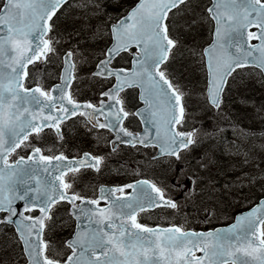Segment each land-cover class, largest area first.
Instances as JSON below:
<instances>
[{
  "label": "snow or ice",
  "instance_id": "obj_1",
  "mask_svg": "<svg viewBox=\"0 0 264 264\" xmlns=\"http://www.w3.org/2000/svg\"><path fill=\"white\" fill-rule=\"evenodd\" d=\"M67 3L0 0V213H7L0 216V225L16 224L17 242L23 245L27 264H264V201L237 217L230 228L205 233L179 225L153 228L139 223L140 212L178 207L163 188L147 179L111 188L101 186L95 197L74 188L82 170L99 173L106 157L92 152L66 155L62 150L66 119L86 116L89 131L108 129L116 133L115 139L108 142L111 152L120 144H155L160 155L174 157L177 162L183 160L181 152L197 143L199 129L178 130L186 119L185 94L162 68L178 43L171 34L169 13L181 5L186 8L189 0H139L126 14L107 24L110 14L101 0H78L81 27L74 34L80 35L86 25L90 29L88 39L102 41L105 31L110 39L92 75L113 77L116 84L101 93L107 101L101 99L99 105L78 102L69 91L76 64L73 58L80 48L77 45L61 55L57 45L63 36L55 33L54 22L49 23ZM211 3L206 11L215 25L214 41L203 55L208 70L207 102L218 110L232 72L249 63L264 70V0ZM93 12L97 13L96 25L90 23ZM194 23L195 17L188 21L189 27ZM133 48L131 68L110 67L119 53ZM217 53L222 62H214ZM53 57L62 60L68 73L67 79L62 77V85L51 89L40 84L25 87L24 81L31 79L28 66L50 63ZM127 88L140 89V98L147 106L134 114L141 115L146 125L156 126L159 120L163 135L159 127L155 137L150 136L147 127L143 134L122 127L129 112L123 107L120 93ZM49 135L55 138L51 146L29 142L27 156L9 161V156L30 137L39 142ZM205 135L215 139L216 133L206 131ZM178 186L182 187L177 180L173 187ZM17 201L25 202L24 212L38 210L40 215L25 216L21 212L22 219L17 222L13 219L18 215L14 207ZM62 202L70 206L68 215L76 222L72 238L62 242L63 248L70 250L65 256H60L59 250L53 251L54 239L45 238L46 231L51 233L55 227L52 209ZM0 264H4L2 258Z\"/></svg>",
  "mask_w": 264,
  "mask_h": 264
},
{
  "label": "rangeland",
  "instance_id": "obj_2",
  "mask_svg": "<svg viewBox=\"0 0 264 264\" xmlns=\"http://www.w3.org/2000/svg\"><path fill=\"white\" fill-rule=\"evenodd\" d=\"M135 2L136 0H101V3L106 5L110 17L114 12L125 11ZM77 5L78 0H75L55 23V33L63 35L57 48L62 55L66 49H76L79 45L80 51L74 56L77 64L90 62L89 64L93 65L92 62L99 58L101 46L108 41L109 36L105 31L102 41L96 42L95 37L90 38L91 41L83 40V35L90 34L86 25L80 35H75L79 29L78 25H81L80 9ZM207 5L206 1L202 4L198 0H191L186 8L183 5L173 14L171 32L180 44L174 50L170 61V64H173L169 68L167 66L166 70L186 96L188 109L184 128L199 129L196 133L197 143L183 155V194L192 195L193 190L197 189L196 184L203 182L204 187L202 186L200 193L207 195L204 202L211 203L209 209L213 214V217L208 216L209 219L229 220L236 212L251 206L253 199L257 200L264 194V79L258 72L239 70L235 77L231 78L230 89L223 97L221 109L215 111L208 105L202 51L212 38L213 23L208 19ZM90 15L94 17L90 23L96 25L97 13ZM193 17L195 23L189 27L188 21ZM65 19L69 20L66 29ZM111 21L114 22L110 18L105 23ZM73 26H77L75 31ZM50 65L51 70H55V66L52 63ZM221 129L223 131H220ZM206 131L216 133L215 139L207 137ZM132 154V151L121 152L122 156L131 155L130 162H140V158ZM20 155L21 149L14 157ZM221 161L223 169L217 172L216 165L222 164ZM193 164L199 166L198 169ZM173 192L177 195L176 190ZM187 201L190 202L189 199ZM186 207L187 204H183V211ZM200 208L198 213L205 215L202 207ZM58 210L56 208L54 211V218L59 214ZM197 217L183 213L184 219ZM54 223L55 227L51 233H47V238L54 239L57 245L59 241L64 240L70 225L58 219L54 220ZM0 258L4 264H21L20 246L14 229L10 226L0 230Z\"/></svg>",
  "mask_w": 264,
  "mask_h": 264
},
{
  "label": "flooded vegetation",
  "instance_id": "obj_3",
  "mask_svg": "<svg viewBox=\"0 0 264 264\" xmlns=\"http://www.w3.org/2000/svg\"><path fill=\"white\" fill-rule=\"evenodd\" d=\"M114 66L124 67L127 65L126 62H115ZM29 73L31 79H29L30 83L27 80L28 87L35 84L31 83V81L40 71L33 69ZM105 80L107 79L96 78L95 80L84 82L75 78L70 90L73 98L77 101L91 102L96 105H99L101 99L107 101V97L101 96V93L107 88ZM50 86L46 87V89H49ZM120 97L123 100L124 109L129 112V116L123 121L124 128L132 133L140 132L142 130V123L134 114L137 108L142 105L139 101L137 90L127 89L120 94ZM86 119V116L78 115L62 125L66 141L62 150L69 156H76L83 152H92L104 155L106 159L99 173L82 170V174L78 175L77 181L74 184V188L78 192L89 197H95L98 195L99 188L102 185L117 186L130 183L139 178H147L152 180L158 187L163 188L165 195L175 200L178 207L176 209L157 207L143 211L139 213L137 218V221L142 225L153 228H166L172 225H179L185 230L208 231L218 227H228L234 223V220L183 219V175L177 171H169L168 165H165V163H169L170 159L174 160L175 158L169 156L156 158V151L154 149V152L151 154L154 163L144 162L143 165L146 171L139 172L132 164L121 159V152H127L132 149H146L120 144L115 152H111L108 142L113 139V133L108 129L89 131L90 125L88 127L85 126ZM100 119L103 122V118L101 117ZM179 130H183V127L182 129L179 127ZM29 142L47 144L46 139L37 142L30 137L25 146ZM54 143L55 138L50 135L49 145ZM177 180L182 187H173V184ZM174 190L177 191V195L173 192ZM102 205L103 203H101ZM64 207L68 211L70 206L64 205ZM69 220L75 225V221L73 222L70 218ZM66 254H70V250L60 251V256H65ZM197 255H201V253L198 252Z\"/></svg>",
  "mask_w": 264,
  "mask_h": 264
},
{
  "label": "water",
  "instance_id": "obj_4",
  "mask_svg": "<svg viewBox=\"0 0 264 264\" xmlns=\"http://www.w3.org/2000/svg\"><path fill=\"white\" fill-rule=\"evenodd\" d=\"M68 1H69V0H68ZM211 6H212V5H211ZM211 6H210V7H211ZM49 23H50V22H49ZM254 32H255V31H254ZM213 41H214V37H213ZM213 41H212L211 44L208 45L206 48H209V47L212 45ZM250 43H251V41H250ZM206 48H205V49H206ZM229 51H233V50L230 49ZM214 62H222V57H221V55H220L219 53H217L216 60H215ZM249 65H250V66H251V65H252V66H256V65L253 64V63H249V64H247L246 66H249ZM256 67H257V66H256ZM262 73H263V75H264V70H262ZM62 77H63V79H67V78H68V73L64 70V68H63V72H62V76H61V84H59V85H62ZM228 78H229V77H228ZM227 81H228V80H227ZM225 86H226V85H225ZM224 88H225V87H224ZM54 94H55V93H54ZM140 96H141V90H140ZM33 107H35V106H33ZM146 107H147V106L145 105L140 111L146 109ZM140 111H139V112H140ZM139 116H140V118H141V120H142V116H141V115H139ZM143 124H144V123H143ZM146 127L149 129V133H150V136H151V137H155L156 132H157V128H158V127L160 128L161 135H163V127H162L161 123L159 122V120H158L156 126H153V125H151V124H148V125L145 124V128H146ZM143 132H144V131H143ZM143 132H142L141 134H143ZM120 135H123V133H120ZM124 139H128V137H124ZM158 147H159V146H158ZM159 152H160V149H159ZM261 201H264V198L261 199V200L259 201V203H258L257 205H255L253 208H251L250 210L238 214V215L236 216V218L239 217V216H241V215H245V214H247L248 212L252 211L253 209L257 208V207L260 205ZM24 203H25L24 201H17V202L14 204V207L17 209L18 215L15 216V217H13V219H14V220H17V222H19V220L22 219V217L19 215V213L24 212V211H23ZM13 225L16 227V224H13Z\"/></svg>",
  "mask_w": 264,
  "mask_h": 264
},
{
  "label": "trees",
  "instance_id": "obj_5",
  "mask_svg": "<svg viewBox=\"0 0 264 264\" xmlns=\"http://www.w3.org/2000/svg\"><path fill=\"white\" fill-rule=\"evenodd\" d=\"M60 15L62 16V12L60 13ZM59 15V16H60ZM67 19H65L64 20V22H65V27H64V29H66V25H68V23H69V20L68 21H66ZM77 26H73L72 28L74 29V28H76ZM81 27V25H78V28H80ZM76 29H74V31H75ZM89 37V34H86V35H83V39L84 38H88ZM57 60H60V58H58ZM243 71H253V73L254 72H257V70H254V69H252V68H249V69H245V70H243ZM251 146H252V143H250V147L249 148H251ZM249 153H251V149H250V152ZM222 162V161H221ZM194 165V167L196 168V169H198V167L199 166H197V165H195V164H193ZM216 169L218 170L217 172H221L222 171V169H223V162H222V164H219V165H216ZM223 176H224V174H223ZM222 176V177H223ZM217 177H219V175H217ZM202 183L203 182H200L199 184L200 185H198L197 186V189H198V191L200 190V191H202L201 190V188H202ZM204 187V186H203ZM207 195H205V194H200V193H198L196 196H191V198H192V200H193V203H192V205H198L199 207L200 206H203L204 207V210H206L207 208H209L210 206H211V203H206V202H204V198H205V200L207 199V197H206ZM253 202H255V200L253 199L252 200ZM191 208V207H190Z\"/></svg>",
  "mask_w": 264,
  "mask_h": 264
}]
</instances>
